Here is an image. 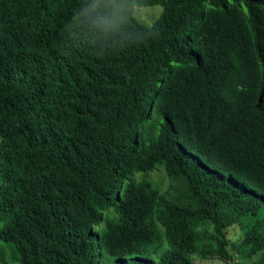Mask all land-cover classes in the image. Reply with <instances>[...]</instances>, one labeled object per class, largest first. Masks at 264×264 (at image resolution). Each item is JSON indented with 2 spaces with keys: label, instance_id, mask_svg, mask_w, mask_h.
I'll return each mask as SVG.
<instances>
[{
  "label": "trees",
  "instance_id": "1",
  "mask_svg": "<svg viewBox=\"0 0 264 264\" xmlns=\"http://www.w3.org/2000/svg\"><path fill=\"white\" fill-rule=\"evenodd\" d=\"M80 2L0 0L1 261L264 264V0H140L103 59Z\"/></svg>",
  "mask_w": 264,
  "mask_h": 264
},
{
  "label": "clouds",
  "instance_id": "2",
  "mask_svg": "<svg viewBox=\"0 0 264 264\" xmlns=\"http://www.w3.org/2000/svg\"><path fill=\"white\" fill-rule=\"evenodd\" d=\"M141 6L140 0H81L65 32L70 36L86 34L89 43L100 49L96 57L103 59L112 51L154 38V28L138 16Z\"/></svg>",
  "mask_w": 264,
  "mask_h": 264
},
{
  "label": "rangeland",
  "instance_id": "3",
  "mask_svg": "<svg viewBox=\"0 0 264 264\" xmlns=\"http://www.w3.org/2000/svg\"><path fill=\"white\" fill-rule=\"evenodd\" d=\"M161 13H162L161 6H153V7L142 6L138 8V16L145 25H152L160 17ZM161 230L163 231V229ZM246 230H247V226L245 227L237 226L231 228L228 231V236L230 238L233 247V252H235L236 255L240 253L238 245L241 239L243 238V235ZM1 249H2V244L0 243V264H11L9 262L3 263L1 261ZM163 253L164 251L161 252V254ZM194 259L196 260V262H198V264H200V259H198V256H195ZM236 259H237V264H251V262L243 258L242 255H238ZM158 260L159 258L156 259V261Z\"/></svg>",
  "mask_w": 264,
  "mask_h": 264
}]
</instances>
